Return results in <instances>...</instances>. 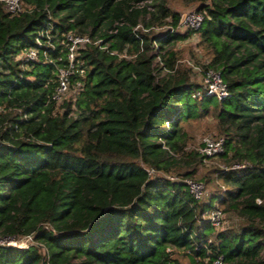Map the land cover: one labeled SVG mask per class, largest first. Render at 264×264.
<instances>
[{
  "label": "trees",
  "instance_id": "1",
  "mask_svg": "<svg viewBox=\"0 0 264 264\" xmlns=\"http://www.w3.org/2000/svg\"><path fill=\"white\" fill-rule=\"evenodd\" d=\"M184 2L204 16L196 31L170 30L180 15L167 0H23L20 14L0 3V240L34 241L0 244V264H182L178 251L193 264H264V0ZM46 24L107 45L79 51L83 89L61 105L50 96L64 46L48 48L52 63L17 59ZM191 32L263 58L204 64L228 96L194 97L191 68L164 51ZM210 113L226 135L220 156L242 168L200 175L202 156L184 149V123ZM184 179L216 190L197 201ZM211 200L238 226L214 228Z\"/></svg>",
  "mask_w": 264,
  "mask_h": 264
},
{
  "label": "built area",
  "instance_id": "2",
  "mask_svg": "<svg viewBox=\"0 0 264 264\" xmlns=\"http://www.w3.org/2000/svg\"><path fill=\"white\" fill-rule=\"evenodd\" d=\"M4 10L10 14H20L26 10L23 4V0H0ZM203 14L197 10H191L180 16V19L176 26L170 28L174 32H184L188 30H198L203 22ZM51 25L46 24L35 37V44L23 48L17 55V59L23 62H48L52 63L54 60L49 56L48 48L54 49L55 42L61 44L65 48V64L56 66V85L52 92L50 99L56 104L63 103L66 99V95H71L72 101L76 99V96L83 89V81L80 77H74L79 73V76L83 75V71L78 69L77 56L79 51L88 45H97L101 50H107V45L102 44L101 38H91L86 34H78L73 31H67L58 35L51 33ZM140 27L139 25L134 27V30ZM145 30L144 28H142ZM113 31V30H111ZM109 31V32H111ZM111 54L116 55L121 59H132L135 54H128L125 51L117 52L116 50L110 51ZM58 59H61L60 57ZM209 96L218 100L226 98L228 96V87L219 71L209 69L203 73L200 89L194 94V97ZM225 137L224 136H207L203 139L201 146L197 148V152L202 156L203 160H207L210 157L218 156L224 152ZM245 164L234 163L229 168L221 167L220 169H238L242 168ZM150 173L153 170L149 171ZM169 179L178 181L180 178L177 176H168ZM189 190V193L197 201H202L206 198V189L203 183L192 179L182 180ZM222 190L224 187L221 186ZM204 218L216 229H218L224 220V212L215 203L214 206L208 210ZM0 240V244H6L16 246L20 248H27L34 243L33 236L25 235L20 238H11ZM212 264H224L222 257H216L213 259Z\"/></svg>",
  "mask_w": 264,
  "mask_h": 264
},
{
  "label": "rangeland",
  "instance_id": "3",
  "mask_svg": "<svg viewBox=\"0 0 264 264\" xmlns=\"http://www.w3.org/2000/svg\"><path fill=\"white\" fill-rule=\"evenodd\" d=\"M167 3L173 10L178 12L180 16L188 11L195 10V5H187L184 0H167ZM147 4L149 3L147 2ZM180 33H184V31L181 30ZM164 48V51L169 50L172 52L173 56L176 58L177 64L190 67L192 79L199 83L203 76L204 64L207 65L211 63V65L220 69L222 64H232L235 61H242L244 65H248L257 58H263V56H258L257 51L246 43L234 42L226 38H220L217 40L216 44L202 42L200 35L196 32H191L190 35L181 40L172 41ZM155 62H158V59H156ZM66 96L67 99L65 101L72 100L71 95ZM61 104L62 103L58 105ZM184 129L188 138L187 145L184 148L185 150H197V148L201 146L203 139L207 136L226 137L225 132H222L218 127L217 120L212 113L202 117L190 118L184 123ZM233 164V161L229 160L227 155L223 157L220 155L213 156L202 161V165L199 168L200 175H203V173L209 169H213V167L221 168L223 166L229 168ZM197 181L202 183V181ZM214 185L215 184H209L208 186L204 185L207 194L206 198H208L207 200H209L213 191L216 190L214 189ZM211 202L215 203L214 200H211ZM240 222L239 218L224 213L223 223L218 229H224L230 226L235 228ZM11 241L12 239L8 242ZM176 255L182 264H193L191 258L185 256L182 251H178Z\"/></svg>",
  "mask_w": 264,
  "mask_h": 264
}]
</instances>
